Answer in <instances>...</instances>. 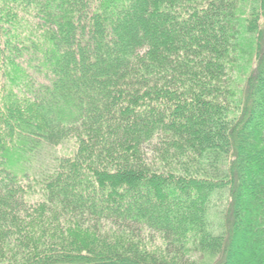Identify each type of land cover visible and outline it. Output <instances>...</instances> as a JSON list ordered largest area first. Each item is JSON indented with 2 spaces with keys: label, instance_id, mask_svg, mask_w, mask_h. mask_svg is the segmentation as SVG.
Listing matches in <instances>:
<instances>
[{
  "label": "trees",
  "instance_id": "16d2710c",
  "mask_svg": "<svg viewBox=\"0 0 264 264\" xmlns=\"http://www.w3.org/2000/svg\"><path fill=\"white\" fill-rule=\"evenodd\" d=\"M0 264H264V0H0Z\"/></svg>",
  "mask_w": 264,
  "mask_h": 264
},
{
  "label": "rangeland",
  "instance_id": "374dc122",
  "mask_svg": "<svg viewBox=\"0 0 264 264\" xmlns=\"http://www.w3.org/2000/svg\"><path fill=\"white\" fill-rule=\"evenodd\" d=\"M19 47V46H18ZM16 51H14L11 55H12V59H19V60H21L22 62H24L25 61V59H26V56H25V51L24 50H22V51H20V53L19 54H17L16 55ZM71 144V143H70ZM70 144H65V145H63V146H66V149L67 148H69V146L68 145H70ZM60 148V146H58L57 147V149H59Z\"/></svg>",
  "mask_w": 264,
  "mask_h": 264
}]
</instances>
